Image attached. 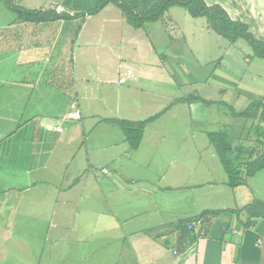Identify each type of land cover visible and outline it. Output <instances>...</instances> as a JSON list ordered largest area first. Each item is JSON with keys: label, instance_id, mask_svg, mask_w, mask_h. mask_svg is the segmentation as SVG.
Listing matches in <instances>:
<instances>
[{"label": "crops", "instance_id": "crops-1", "mask_svg": "<svg viewBox=\"0 0 264 264\" xmlns=\"http://www.w3.org/2000/svg\"><path fill=\"white\" fill-rule=\"evenodd\" d=\"M204 1L207 5H221L231 19L246 23L255 38L264 40V0ZM35 2L25 0L20 6L38 10L67 8L63 0H53L42 7ZM73 13L69 9L68 14ZM97 16L103 24L108 23L115 31L119 29L120 36H92L94 31L87 34L86 22ZM74 18L51 21L57 25L46 34L42 25L49 21L0 22L1 216L16 217L12 210L6 212L12 207L5 206L6 201L29 204L39 200L44 203L39 204L43 209L49 201L53 202L50 213L54 222L48 226L46 236L48 252L39 264H264V215H260L264 213V193H261L263 197L254 194L252 180L231 188L226 176L214 181L204 178L205 174L218 171L221 162L216 152L209 150L210 155L204 157L199 154L204 146L192 147L181 140L196 132L191 128L169 131L168 136L179 143L169 141L174 145L171 146L162 142L156 147L186 154L178 159L169 157L177 164L167 182L161 178L156 183L153 178L129 180L122 168L117 167L107 188L102 190L80 182L78 166L68 175L48 170L51 146L60 142L63 132L61 124L74 123L69 113L77 110L81 117L82 110L97 105L103 97L97 89H105L108 81L96 78V70L105 74L96 63L100 67L114 60L117 79L123 60L134 57L140 61L143 54L153 51V43L149 36H141V28L130 25L128 35L127 21L113 3L95 14L80 17L79 24ZM61 29L69 31L64 33ZM63 58H66L64 63ZM158 61L156 57L153 59L155 66ZM155 66H147L139 73H150ZM127 89H134L135 93L138 90L137 85ZM146 89L148 95L153 91L149 86ZM177 98L180 97L174 100ZM116 103L118 109H135L128 105L135 104L133 99L120 103L117 98ZM188 107L193 109L191 118L196 119L197 104L188 103ZM26 128L25 136L18 139V134ZM159 133L155 132V136L163 138L164 134ZM146 141L141 140L137 149L148 151L151 146ZM42 169L48 170L46 177H35ZM103 170L102 173H109ZM37 183L41 186L33 190ZM225 208L241 211L237 216L207 214L191 220L203 210ZM28 209L22 210L23 216H29ZM98 238H101L99 242Z\"/></svg>", "mask_w": 264, "mask_h": 264}, {"label": "rangeland", "instance_id": "rangeland-1", "mask_svg": "<svg viewBox=\"0 0 264 264\" xmlns=\"http://www.w3.org/2000/svg\"><path fill=\"white\" fill-rule=\"evenodd\" d=\"M24 1L12 0V4L22 5ZM35 1L36 5L42 7L51 4L53 0ZM93 3L85 4V7L90 8ZM7 4L6 0H0V22L2 24H7L8 20L16 18L15 8L7 7ZM205 4L207 5L206 2ZM65 11L68 13L69 8H65ZM75 18L78 19L79 24L80 17ZM93 18L84 26L87 34L89 31L91 33L94 31L92 36H120L119 29L115 31L108 23L103 24L100 16ZM66 19L70 20V18ZM46 21L49 22L42 25L45 27V34L55 29L57 25H53L51 19ZM33 24L36 26V23ZM71 24L74 25L73 22ZM126 24L127 28H130L127 31L129 35L131 26L128 22ZM68 31L62 30L64 33ZM141 31V36H149L153 43V51L143 54L139 58L140 61L134 57L123 60L122 72L129 68L133 71L134 78L120 84L118 83L119 76L117 79L114 77L117 75L114 70L118 72L114 60L111 59L109 63L105 62L100 67L96 63L97 68L105 71L103 74L96 70V78L101 81L106 78L108 81L105 89H97V92H102L103 97L99 102L97 101V105L82 110L81 117L78 115L74 118V123L70 126L67 123L61 124L63 132L60 142L52 144L53 151L49 154L50 168L47 169L51 173L60 171L62 175L72 174L78 166L80 168L77 170L79 181H85V186L90 185L102 190L107 188V182L111 180L114 168L118 170L117 167L122 168L129 180L135 177L153 178L156 183L161 178L162 182H167L170 178L169 174L175 170L177 164L176 160L173 164L169 157L175 156L178 159V156L186 154L172 153L167 149L157 150L156 147L162 142L166 145H171L169 141L172 144L179 143L178 139L170 138L168 132L185 127L196 132L181 140L192 147L204 146L202 153L199 152L204 157L210 155L209 150L215 153L208 141L207 131L227 130L233 146L256 147L260 152L264 151V145L260 148L261 146L257 143L258 132L264 133V122L257 121L258 115L245 118L234 116L231 113L244 110L251 101H264V56L256 55L245 37L238 36L230 39L212 29L205 15L193 17L181 5L169 7L161 19L146 22ZM39 33L40 31L36 32V34ZM134 36L138 35L134 34ZM155 57L159 60L157 66L153 62ZM64 62L66 58L62 59V63ZM147 66H155V69H152L150 73L140 74L139 72ZM132 85H137V93L133 91L134 89H127ZM146 86L153 90L150 95L147 94ZM192 95L213 100L205 103L189 102V99L173 102L175 97L187 98ZM117 98L120 103L133 99L135 104L128 103V105L135 109L133 111L118 109L115 106ZM188 103L197 104L198 107H194L195 114H197L196 119L191 118L190 110L192 113L193 109L189 110ZM156 113L158 116L146 124L141 139L142 141L147 140L145 144L151 146L147 149L148 151H141V148L130 149L122 129L110 120L112 118L140 120ZM179 120L180 126H178ZM26 132L27 128L23 129L17 138L24 137ZM155 132H161L165 136L156 137ZM262 139L264 141V134ZM14 155L16 156V153ZM214 162L218 167L217 158ZM205 163L208 166V161ZM103 168L106 169L103 170ZM47 169L38 170L34 176L45 178ZM102 170L105 172L109 170V173L106 175L102 173ZM219 176L222 178L226 176L221 164L218 171L212 172L211 175L205 174L204 178L214 181V179L218 180ZM250 180H252L250 186L254 194L262 196L264 168L258 170L253 179L246 178L247 183ZM39 186L41 183L35 184L32 186L33 190H37ZM244 188L246 189V186ZM97 195L99 196L100 193ZM25 202H4L5 206H12L6 212L12 210L16 213V217L9 218L0 214V264H39L44 254L48 252L49 242L46 236L48 226L54 222L50 213L53 202L49 201L44 209L42 207L44 203L39 200L30 201L29 204ZM26 207L30 208L28 209L29 216L22 214V210L25 211ZM0 212L3 213V209H0ZM69 220L73 221L72 218ZM101 238L97 239L98 242ZM70 256L69 254L68 257Z\"/></svg>", "mask_w": 264, "mask_h": 264}, {"label": "trees", "instance_id": "trees-1", "mask_svg": "<svg viewBox=\"0 0 264 264\" xmlns=\"http://www.w3.org/2000/svg\"><path fill=\"white\" fill-rule=\"evenodd\" d=\"M63 5L69 9H73L74 13L69 15L65 8L62 11L55 9L38 10L25 9L20 5L12 4V0H6L16 11V21L24 22H40L46 20H55L60 18H84L88 14H95L101 10L106 4H115L124 15L126 21L135 29L142 28L146 22L156 21L162 18L163 13L173 5H181L187 9L193 17L205 15L212 29L216 32L230 38L235 39L238 36L245 37L253 47L254 53L264 56V40L257 39L248 30L246 23L240 20H233L229 17L226 10L220 5H206L203 0H63ZM93 3L92 7L86 8L85 4ZM189 99V102H211L205 100L198 95L180 97L173 102H180ZM165 109V108H164ZM163 110V109H162ZM234 116L252 118L257 117V121L264 122V101L254 100L242 111L231 112ZM158 116V113L140 120H128L112 118L111 121L118 124L122 129L125 139L129 142L130 149H137L146 124ZM209 143L215 149L217 156L226 173L227 185L231 188L245 184L246 178L254 176V174L264 168V151L260 152L259 148H243L241 145L233 146L231 137L227 130L207 131ZM263 132H258L257 143L263 147ZM238 211V212H237ZM241 210L225 208L219 210H203L198 215L191 218L198 219L207 214L213 215H238ZM261 216L264 213L260 214ZM190 220V221H191Z\"/></svg>", "mask_w": 264, "mask_h": 264}, {"label": "built area", "instance_id": "built-area-1", "mask_svg": "<svg viewBox=\"0 0 264 264\" xmlns=\"http://www.w3.org/2000/svg\"><path fill=\"white\" fill-rule=\"evenodd\" d=\"M56 10L57 11H62V9L61 8H58V7H56ZM130 78H133V71L131 70V69H129V68H126L123 72H121L120 74H119V77H118V83H123V82H126L128 79H130ZM79 115V112L77 111V110H75V111H71L70 113H69V117L70 118H75V117H77ZM57 130H61V128L60 127H57ZM192 224H193V222H191L190 224H189V227H191L192 226Z\"/></svg>", "mask_w": 264, "mask_h": 264}]
</instances>
